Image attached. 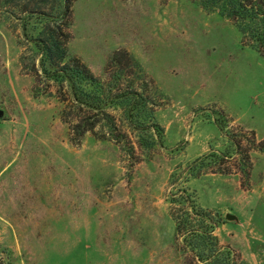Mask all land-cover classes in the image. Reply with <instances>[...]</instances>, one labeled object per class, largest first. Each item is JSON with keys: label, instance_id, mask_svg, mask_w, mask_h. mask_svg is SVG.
I'll list each match as a JSON object with an SVG mask.
<instances>
[{"label": "rangeland", "instance_id": "374dc122", "mask_svg": "<svg viewBox=\"0 0 264 264\" xmlns=\"http://www.w3.org/2000/svg\"><path fill=\"white\" fill-rule=\"evenodd\" d=\"M20 8L0 0V264H192L173 220L190 205L238 264H264V152L250 142L264 139V56L193 0H77L69 57L111 87L110 60L128 52L161 133L141 148L110 108L125 138L73 145L31 42L39 25L23 32Z\"/></svg>", "mask_w": 264, "mask_h": 264}, {"label": "trees", "instance_id": "16d2710c", "mask_svg": "<svg viewBox=\"0 0 264 264\" xmlns=\"http://www.w3.org/2000/svg\"><path fill=\"white\" fill-rule=\"evenodd\" d=\"M75 1L77 0H11L22 7L20 12L26 20L23 32L28 31V22L32 19L39 25L31 42L40 56L41 74L55 83L61 101L66 103L61 112V120L69 124L71 144L78 145L81 137L87 132L94 136L101 135L98 136L100 139L107 136L118 144L125 135L119 130L116 120L107 109L119 108L124 114L128 128L139 133V146L144 149L153 147L154 133L160 136L161 130L152 123L153 116L149 106L152 104L144 96L148 82L145 81V75L138 62L126 51L115 52L109 63L115 68V74L112 76L113 86L105 87L77 57H69V29L72 25V7ZM193 1L203 9L216 11L219 16L228 19L241 34L243 43L264 56V0ZM33 71L37 73L35 69ZM137 75L144 78L142 88H134V83H129L126 88L121 87L123 77ZM98 127L106 129V132L98 134ZM251 136L252 148L264 152V139L257 142L253 131ZM234 144L237 148L240 146V143ZM197 163L198 161L194 162L191 169L196 167ZM240 173L248 176L245 166H242ZM175 202L176 200L173 201ZM191 215L202 218L204 223L200 228L194 224ZM208 217L209 213L190 205V208L185 210L183 219L173 217L175 239L182 238L183 247L193 255L195 264H238L229 251L224 252L223 248L219 247L217 238L213 235L217 224Z\"/></svg>", "mask_w": 264, "mask_h": 264}, {"label": "water", "instance_id": "95a60500", "mask_svg": "<svg viewBox=\"0 0 264 264\" xmlns=\"http://www.w3.org/2000/svg\"><path fill=\"white\" fill-rule=\"evenodd\" d=\"M3 112L0 111V116H2ZM227 220H233L234 219V216H231V215H227L226 216Z\"/></svg>", "mask_w": 264, "mask_h": 264}]
</instances>
